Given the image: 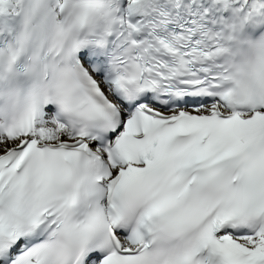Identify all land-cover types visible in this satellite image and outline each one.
<instances>
[{
  "label": "snow or ice",
  "instance_id": "snow-or-ice-1",
  "mask_svg": "<svg viewBox=\"0 0 264 264\" xmlns=\"http://www.w3.org/2000/svg\"><path fill=\"white\" fill-rule=\"evenodd\" d=\"M0 264H264V0H0Z\"/></svg>",
  "mask_w": 264,
  "mask_h": 264
}]
</instances>
